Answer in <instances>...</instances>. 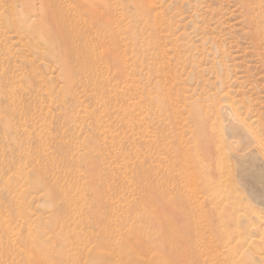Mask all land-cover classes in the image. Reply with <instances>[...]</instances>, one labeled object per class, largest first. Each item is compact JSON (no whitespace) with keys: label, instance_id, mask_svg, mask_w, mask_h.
<instances>
[{"label":"rangeland","instance_id":"obj_1","mask_svg":"<svg viewBox=\"0 0 264 264\" xmlns=\"http://www.w3.org/2000/svg\"><path fill=\"white\" fill-rule=\"evenodd\" d=\"M227 101L264 143V0H0V264H264Z\"/></svg>","mask_w":264,"mask_h":264},{"label":"bare ground","instance_id":"obj_2","mask_svg":"<svg viewBox=\"0 0 264 264\" xmlns=\"http://www.w3.org/2000/svg\"><path fill=\"white\" fill-rule=\"evenodd\" d=\"M207 107L209 108L210 106L208 105ZM238 111L239 110L232 101L213 105L210 110H207L205 116L210 119V123L208 131L205 130L209 134H215L214 137L217 134V139L215 138L214 142V146L216 147L215 151L212 156L210 155L209 157L214 159L217 164L223 165L224 167H231V170L239 180L246 182L257 181L255 184L260 185L262 191L260 194H257V196L264 204V143L257 135L256 130L244 121ZM203 123H205V121ZM228 136L239 138V144L231 147V141L227 139ZM226 147L229 148L227 153L224 151ZM252 191L256 194L255 187H252Z\"/></svg>","mask_w":264,"mask_h":264}]
</instances>
